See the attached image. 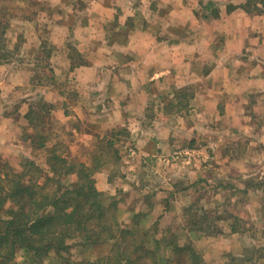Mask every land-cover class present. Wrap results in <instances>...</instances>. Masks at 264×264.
<instances>
[{
  "label": "rangeland",
  "instance_id": "374dc122",
  "mask_svg": "<svg viewBox=\"0 0 264 264\" xmlns=\"http://www.w3.org/2000/svg\"><path fill=\"white\" fill-rule=\"evenodd\" d=\"M58 12L56 6L41 0H0L1 21L9 24L6 38L10 42L5 50L11 51L13 60L7 61L11 64L0 61V113L11 122L7 128L10 140L4 143L15 140L11 149L0 150V164L20 168L22 160L32 159L48 174L49 150L54 147L70 160L92 165L99 190L118 200L121 224L134 229L135 239L148 245L162 263L169 257L172 262L168 264H188V256L183 254L178 262L175 248L186 243L201 254L203 264H228L231 255L250 256L256 248L260 251L256 255L264 254V150L259 149L264 133L249 132L251 135L239 138L230 132L232 118H223L229 133H217L216 117L207 116L205 109L206 116L197 118L189 106L195 103L185 100L167 107L175 111L188 106L182 113L159 118L154 125L166 128V143L142 151L128 126L115 124L118 102L101 99V92L93 86L77 88L70 73L56 70L61 61L50 34ZM69 43L79 61V44ZM77 60L72 59L73 63ZM25 77L30 80L23 83ZM14 81L21 84L15 86ZM9 91L11 98L5 99ZM30 106L36 110L38 129L23 115ZM148 114L142 125L152 129L154 120ZM134 121L129 127H136ZM36 130L48 138L42 148L27 138ZM148 143L139 145L147 147ZM200 146L208 148L204 155L210 156L205 162L195 164L194 159L188 164L181 152ZM128 169L130 177L125 176ZM190 217L201 220L198 225L189 223ZM233 225L240 231L233 232ZM104 244V252L115 245L111 240ZM247 248L250 250L245 252ZM78 253L76 245L68 255L74 258ZM17 259H26L23 250L18 251ZM36 262L65 264L57 252L38 253ZM258 264H264L262 259Z\"/></svg>",
  "mask_w": 264,
  "mask_h": 264
},
{
  "label": "crops",
  "instance_id": "0c3cea01",
  "mask_svg": "<svg viewBox=\"0 0 264 264\" xmlns=\"http://www.w3.org/2000/svg\"><path fill=\"white\" fill-rule=\"evenodd\" d=\"M41 2L59 9L50 34L61 61L56 70L70 73L77 88L93 86L101 99L118 102L115 124L128 126L142 151L166 143V128L154 125L182 113L188 106L167 107L185 100L195 103L189 106L197 118L205 109L216 117L217 133H229L223 118H232L230 132L239 138L264 133V0ZM71 40L79 44V61ZM145 114L154 120L152 129L142 125ZM133 120L135 128L129 127ZM9 125L0 113V150L15 144L4 143ZM146 139L147 147L139 145Z\"/></svg>",
  "mask_w": 264,
  "mask_h": 264
},
{
  "label": "trees",
  "instance_id": "16d2710c",
  "mask_svg": "<svg viewBox=\"0 0 264 264\" xmlns=\"http://www.w3.org/2000/svg\"><path fill=\"white\" fill-rule=\"evenodd\" d=\"M1 20L0 61L7 62L11 60V51L5 50L9 24ZM35 112L30 106L25 117L38 129L36 119H39L34 116ZM27 138L40 148L47 145L48 138L40 131L36 130L35 135L30 134ZM48 156V174L32 159L22 160L20 168L0 164V264H37L36 256L41 252H57L64 258L65 264L172 262L169 257L165 263L160 262L158 255L148 245L135 239L134 229L121 224L116 211L118 200L110 199L99 190L92 165L77 159L70 160L54 147L49 150ZM33 171L37 172L32 173L35 176L30 173ZM200 220L190 217L188 222L198 225ZM232 229L233 232L240 231L235 225ZM109 240L115 245L104 252V242ZM160 240L156 242L161 243ZM76 245L79 253L71 258L68 253ZM175 248L178 257L181 254L188 256V264H203L201 254L189 243L176 244ZM19 250L24 252L26 259L23 262L17 259ZM96 250L98 253L95 256ZM248 250L250 248L245 252ZM258 250L256 248V252L250 256L231 255L228 264H258L261 259L264 263V254L256 255L260 252Z\"/></svg>",
  "mask_w": 264,
  "mask_h": 264
},
{
  "label": "built area",
  "instance_id": "2783aa9c",
  "mask_svg": "<svg viewBox=\"0 0 264 264\" xmlns=\"http://www.w3.org/2000/svg\"><path fill=\"white\" fill-rule=\"evenodd\" d=\"M205 151H207L206 148L200 146V147H195V148H185L183 152H181V154L186 155V159H187L186 161L188 162V164H191L192 160L194 159H196L194 161H195V164H197L198 162H202V161L205 162L204 160L210 156L208 154L204 155V153H206ZM198 157H202V158L197 159Z\"/></svg>",
  "mask_w": 264,
  "mask_h": 264
}]
</instances>
